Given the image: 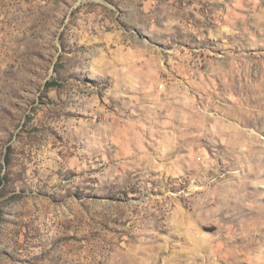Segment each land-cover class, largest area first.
Instances as JSON below:
<instances>
[{
  "label": "rangeland",
  "instance_id": "374dc122",
  "mask_svg": "<svg viewBox=\"0 0 264 264\" xmlns=\"http://www.w3.org/2000/svg\"><path fill=\"white\" fill-rule=\"evenodd\" d=\"M0 264H264V0H0Z\"/></svg>",
  "mask_w": 264,
  "mask_h": 264
}]
</instances>
